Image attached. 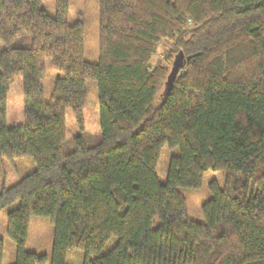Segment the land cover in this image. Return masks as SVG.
<instances>
[{
	"label": "trees",
	"instance_id": "1",
	"mask_svg": "<svg viewBox=\"0 0 264 264\" xmlns=\"http://www.w3.org/2000/svg\"><path fill=\"white\" fill-rule=\"evenodd\" d=\"M69 5L55 0L51 16L42 0H0V159L19 176L2 182L0 210L19 202L6 217L14 264L47 262L25 249L32 215L54 227L50 264L74 249L80 264H264V0H98L95 63ZM163 40L166 64L153 63ZM178 52L190 58L168 86ZM46 61L62 73L48 98ZM17 75L24 122L8 128ZM90 81L100 134L67 140L65 111L82 129ZM164 145L178 154L160 183ZM207 171L223 182L208 184L197 222L179 188Z\"/></svg>",
	"mask_w": 264,
	"mask_h": 264
},
{
	"label": "rangeland",
	"instance_id": "2",
	"mask_svg": "<svg viewBox=\"0 0 264 264\" xmlns=\"http://www.w3.org/2000/svg\"><path fill=\"white\" fill-rule=\"evenodd\" d=\"M42 3L46 12L53 16L55 14V0H42ZM98 18V0H70L68 22L73 23L77 20H82L84 32V58L85 60L93 63L98 61ZM25 44H27V42H25ZM168 46L169 42L165 40L158 44L156 53L152 57L153 63L161 62L162 64H166L164 54ZM1 48L2 44L0 43V50ZM174 58L175 54L169 69H171ZM45 66L46 75L42 79V86L44 90V97L48 98L53 88L54 81L57 77L62 76V73L54 70L49 61L45 62ZM22 89V77L18 75L14 76L12 82L10 83L6 100L7 110L5 125L8 128L20 126L24 122ZM87 90V103L83 110L82 129L78 126L73 111L69 108L65 111L67 140L84 132L93 135L100 134L96 83L94 81L88 82ZM158 103L159 100L156 99L155 105ZM176 154H178L177 148H169L167 145L162 147L160 157L156 165V176L160 183L165 182L168 161L171 156ZM2 175H4V181L1 179ZM18 179L19 176L15 173L12 164L6 159H0V188L2 182H4L5 187H9L15 184ZM213 180L221 186L223 182V171L205 172L199 188H179V192L184 197L186 202L188 218L197 222L204 221L201 213V205L210 197L208 184ZM18 205L19 202L15 201L0 210V238L3 241V257L1 264H14L15 261V244L6 233V217L7 213L12 209L17 208ZM53 238L54 227L49 218L44 216H30L28 223V236L25 243V249L27 251L35 252L37 254H45L47 256V262L45 264H50ZM115 241L116 239L110 240L107 243L104 252L108 251L114 245ZM83 257L84 253L82 250H70L66 255V263L80 264Z\"/></svg>",
	"mask_w": 264,
	"mask_h": 264
},
{
	"label": "water",
	"instance_id": "3",
	"mask_svg": "<svg viewBox=\"0 0 264 264\" xmlns=\"http://www.w3.org/2000/svg\"><path fill=\"white\" fill-rule=\"evenodd\" d=\"M190 57H184L182 52H178L175 55L174 61L172 62L171 69L167 75L166 84L170 86L177 74L179 73V70L183 67V64L186 60H188Z\"/></svg>",
	"mask_w": 264,
	"mask_h": 264
}]
</instances>
